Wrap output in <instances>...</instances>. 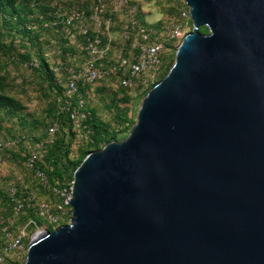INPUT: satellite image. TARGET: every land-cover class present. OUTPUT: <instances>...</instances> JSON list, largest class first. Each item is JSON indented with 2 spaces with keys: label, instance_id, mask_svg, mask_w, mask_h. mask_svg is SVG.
I'll list each match as a JSON object with an SVG mask.
<instances>
[{
  "label": "water",
  "instance_id": "water-1",
  "mask_svg": "<svg viewBox=\"0 0 264 264\" xmlns=\"http://www.w3.org/2000/svg\"><path fill=\"white\" fill-rule=\"evenodd\" d=\"M182 1L170 70L76 169L70 222L24 264H264V0Z\"/></svg>",
  "mask_w": 264,
  "mask_h": 264
},
{
  "label": "built area",
  "instance_id": "built-area-1",
  "mask_svg": "<svg viewBox=\"0 0 264 264\" xmlns=\"http://www.w3.org/2000/svg\"><path fill=\"white\" fill-rule=\"evenodd\" d=\"M52 5V4H51ZM57 11L49 12L51 20H43L41 27L56 29L67 37L65 39L74 51L62 57L58 50L56 61L51 65L56 84L64 89V95L56 98L60 112L67 113L78 129L86 130L90 118L88 103L82 89L104 81H114L125 90L139 91L155 80L163 72V59L167 46L181 42L192 27L189 9L182 12L179 24L155 28L147 24L140 8L131 0H97L86 8L80 6L53 5ZM52 7V8H54ZM123 15L124 21L116 31L115 17ZM36 28V26H33ZM46 57L49 58L50 52ZM52 61V60H51ZM32 70L40 68L38 60L30 64ZM60 120H55L45 135H21L8 140H0V167L7 150H15L19 145L25 147L24 165L39 186L56 200L51 204L37 199L35 192L25 187H13L9 191L12 215L5 217L0 213V264H16L26 255L29 227L34 220L25 225L19 219L33 210L37 216L57 224L69 206L72 198L71 184L52 185L50 177L42 168L48 148L57 139Z\"/></svg>",
  "mask_w": 264,
  "mask_h": 264
},
{
  "label": "rangeland",
  "instance_id": "rangeland-1",
  "mask_svg": "<svg viewBox=\"0 0 264 264\" xmlns=\"http://www.w3.org/2000/svg\"><path fill=\"white\" fill-rule=\"evenodd\" d=\"M27 1V0H26ZM26 1H24L26 3ZM34 4H44L49 7L58 3L63 6H80L86 8L94 4L97 0H29ZM112 1V0H109ZM140 8L141 15L145 22L155 28H164L182 22L181 15L188 7L182 0H131ZM52 4V5H51ZM35 14L31 18L41 16L40 10L34 8ZM57 11V8H52ZM118 24L116 31H119L120 24L124 21L123 15L115 17ZM39 30L42 28L39 22L34 23ZM187 27H192V22H186ZM192 29V28H191ZM191 31V30H190ZM188 31V32H190ZM14 32V31H12ZM44 51L50 52L53 61H56V55L61 46L70 47L67 37L56 29L51 31H39ZM187 32V33H188ZM202 33L205 28H201ZM15 33L12 35L14 36ZM5 35L0 38V42L14 48V55L3 54L0 51V94L7 96L14 101L13 108L4 107L0 109V140H8L12 135H19L35 130L36 133L44 132L48 126L56 120V103L55 96L52 94L48 84L42 78L41 74L32 70L30 64L37 60L36 51L33 50L32 60L28 59L27 52L21 46L20 37L13 38ZM181 42L177 41L175 45H168L163 59V72L155 80L150 82L146 87L139 91L125 90L117 85L114 81H104L88 86L86 89V98L89 107L95 112L97 124L104 129L106 138H116L115 141L124 140L133 128L138 110L149 90L160 81L170 70L175 61V55ZM47 54V53H46ZM50 61V67L53 65ZM69 132L68 127H65ZM61 133V132H60ZM71 134V132L69 133ZM71 139V137H70ZM69 155L67 157L69 167H73L83 158L86 151H91L97 144L102 142L98 139L94 142L87 141L85 135L76 134L72 137ZM68 141V142H69ZM102 143L100 149L105 147ZM16 187L24 190L35 192L37 199L47 201L51 204L56 200L45 190L41 189L38 182L33 179L32 175L25 168L24 162L17 156L4 154L3 163L0 167V213L8 208V195L11 188ZM71 207L66 206L65 212L59 223L48 222L45 218L32 219L30 225V237L27 240L29 245L31 239L39 232L46 230L54 231L59 226L68 224L71 218ZM31 219V218H30ZM26 255L16 264H24Z\"/></svg>",
  "mask_w": 264,
  "mask_h": 264
},
{
  "label": "trees",
  "instance_id": "trees-1",
  "mask_svg": "<svg viewBox=\"0 0 264 264\" xmlns=\"http://www.w3.org/2000/svg\"><path fill=\"white\" fill-rule=\"evenodd\" d=\"M0 0V38H3L5 35L12 36L14 33L15 35L12 36L13 38L20 37L21 46L26 49L27 52H30V55H27L29 60L32 58L33 50L36 51L37 60L40 62V68L34 69V71L41 74L42 78L48 84L52 94L55 96V103H56V120H60V127L57 133V139L53 145L48 148L47 155L44 161L41 163L42 168L50 177V181L52 185L59 184H71L73 182L74 173L76 169L81 165L83 160L86 156L91 153L92 151L100 150L102 143H110L115 141L116 138H106L105 131L97 124V117L95 112L88 107V110L91 112L90 118L86 121L87 129L82 130L78 129L74 123L69 119L67 113L60 112V108L58 107L56 98L58 96L64 95V89L61 86L56 84L54 74L52 73L50 67V61H53L52 57L47 58L46 53H43V47L40 37L41 29L42 31H51L52 28H44L42 27L40 30L38 28H34V23L39 22L41 23L44 19L51 20L53 17L49 16V12H53V9L47 5L36 3L33 5V2L27 0ZM33 1V0H32ZM40 10L41 16H36L35 18H31L33 14H35V9ZM43 16V20H42ZM14 31V32H12ZM207 32V29H205ZM62 57L65 58L66 54L73 53L72 48L62 47ZM0 51L4 54H8L10 56L14 55V48L12 46H7L3 44V41L0 42ZM32 60V59H31ZM88 88V87H87ZM87 88L82 89L84 95L87 92ZM86 98V95H85ZM86 101L87 98H86ZM88 103V102H87ZM14 101L7 97L0 94V109L4 107L13 108ZM53 123V122H52ZM49 127V126H48ZM65 127H68L69 132L66 131ZM61 132V133H60ZM71 132V134H69ZM83 134L85 135V139L91 142L96 140H100L102 143L97 144L95 148L91 151H86L83 154V158L73 167V170L69 167V163L67 162L69 149L72 140V137L75 138L76 134ZM21 135H37L35 130H28V132L21 133L17 136L12 135V138H16ZM42 135H45V131L42 132ZM71 137V139H70ZM69 141V142H68ZM25 147L23 144L19 145L15 150H7L6 153L12 156H17V158H21L24 162V152ZM42 189V188H41ZM44 190V189H43ZM8 208L6 211L3 212L5 217L12 215V206L13 203L11 202L10 196L8 195ZM42 219L41 217L37 216L35 211L27 210V212L19 219L18 224L25 225L31 219ZM32 226V225H31ZM30 228V227H29ZM29 229V234H30Z\"/></svg>",
  "mask_w": 264,
  "mask_h": 264
}]
</instances>
